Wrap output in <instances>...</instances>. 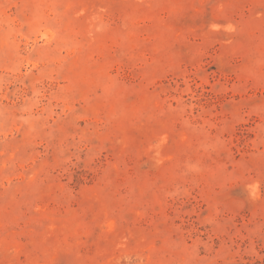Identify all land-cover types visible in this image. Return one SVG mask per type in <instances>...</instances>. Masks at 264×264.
Masks as SVG:
<instances>
[{"label":"rangeland","instance_id":"rangeland-1","mask_svg":"<svg viewBox=\"0 0 264 264\" xmlns=\"http://www.w3.org/2000/svg\"><path fill=\"white\" fill-rule=\"evenodd\" d=\"M0 264H264V0H0Z\"/></svg>","mask_w":264,"mask_h":264}]
</instances>
